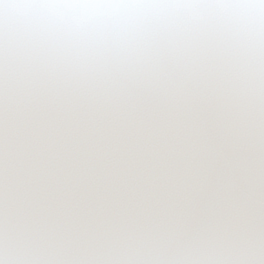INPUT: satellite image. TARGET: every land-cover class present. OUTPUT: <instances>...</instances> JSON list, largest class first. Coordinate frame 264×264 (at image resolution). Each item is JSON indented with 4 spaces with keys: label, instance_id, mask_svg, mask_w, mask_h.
I'll list each match as a JSON object with an SVG mask.
<instances>
[{
    "label": "snow or ice",
    "instance_id": "1",
    "mask_svg": "<svg viewBox=\"0 0 264 264\" xmlns=\"http://www.w3.org/2000/svg\"><path fill=\"white\" fill-rule=\"evenodd\" d=\"M0 264H264V0H0Z\"/></svg>",
    "mask_w": 264,
    "mask_h": 264
}]
</instances>
